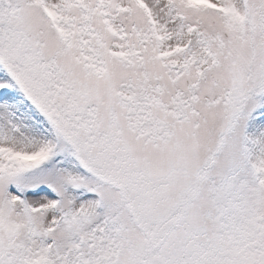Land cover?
<instances>
[{"label": "snow or ice", "instance_id": "obj_1", "mask_svg": "<svg viewBox=\"0 0 264 264\" xmlns=\"http://www.w3.org/2000/svg\"><path fill=\"white\" fill-rule=\"evenodd\" d=\"M0 264H264V0H0Z\"/></svg>", "mask_w": 264, "mask_h": 264}]
</instances>
